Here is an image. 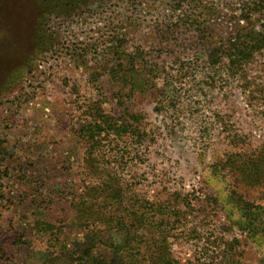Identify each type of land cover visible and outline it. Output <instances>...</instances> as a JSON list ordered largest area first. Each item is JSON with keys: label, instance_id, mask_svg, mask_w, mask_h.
<instances>
[{"label": "rangeland", "instance_id": "rangeland-1", "mask_svg": "<svg viewBox=\"0 0 264 264\" xmlns=\"http://www.w3.org/2000/svg\"><path fill=\"white\" fill-rule=\"evenodd\" d=\"M234 40L256 46L241 77ZM127 60L140 95L111 80ZM98 106L147 134L100 138L115 212L158 232L178 202L164 233L177 264H264V160L249 163L264 154V0H0V264H60L54 237L81 240L73 206L104 173L82 175L76 133Z\"/></svg>", "mask_w": 264, "mask_h": 264}, {"label": "trees", "instance_id": "trees-1", "mask_svg": "<svg viewBox=\"0 0 264 264\" xmlns=\"http://www.w3.org/2000/svg\"><path fill=\"white\" fill-rule=\"evenodd\" d=\"M176 8V6H172ZM251 34V33H250ZM228 49V64L231 67L234 76L243 74V65L247 58L256 51L255 43L243 45L232 41L230 42ZM216 55H210L205 61L210 63L211 67L217 61ZM132 62L127 60L126 62L119 61L115 64V70L112 72L111 80L118 88V95L124 94L128 88V95L132 96L136 93H143L144 87L141 82H134L135 79L131 75L133 72L127 70L126 67L132 66ZM117 69V70H116ZM154 69L149 70L153 72ZM151 88V87H150ZM152 89V88H151ZM142 90V91H141ZM145 90V89H144ZM122 97L119 98L118 103L122 105ZM168 109V108H167ZM95 112L89 115L84 123L79 126L77 135L79 134L83 138V145H85L83 160L82 175L90 176L96 174L97 171L104 173V179H99L96 186L86 185L82 189L75 208L73 223L77 227L83 228V235L81 240L75 241L74 239L64 238L61 239L59 244V236H55L57 245H62L63 252L58 253L60 264H177L172 257L171 245L167 241L169 236L168 230L170 226L175 224V220L170 221V217L178 218L182 215L181 210L178 208L179 203L175 201H166L167 207L165 214H162V221L165 222V228L155 232L151 230L147 233L145 230L140 229V226L144 225L145 221L141 215L137 216V213L133 212V217L129 214H122L113 210L112 201H116L121 198V188L118 186L117 180L110 176L106 170H96L99 165L97 156L100 149V138L102 135H109L112 133L118 138L128 135L132 139H136V142H141L142 139L147 137L145 131L141 130L139 125V117L132 116L134 125L128 124L125 117L114 118L108 114H104L100 110L99 106L95 107ZM173 111H176L173 108ZM178 110L175 112L177 113ZM141 116V115H139ZM257 157L251 158L249 161L251 167L257 169L259 164L264 160L263 155L258 153ZM247 171V170H243ZM259 172V170H253ZM98 197H102L104 201L110 203V207L106 206L104 212L99 211L94 200ZM231 197H236L234 194ZM176 197L175 200L179 199ZM242 199V198H238ZM238 199L236 201H238ZM240 201V200H239ZM97 205V204H96ZM246 204L240 201L237 202L238 211H242L245 215L250 214V210H246ZM178 208V209H177ZM176 209V210H174ZM134 221L136 230H132L131 226L127 225L129 220ZM152 220L147 222V226L152 224ZM102 221V230L97 229L95 221ZM52 228V226H48ZM91 227V228H90ZM93 227V228H92ZM56 228V227H55ZM164 233L167 235L165 236ZM67 245L69 248H67ZM233 246V245H231ZM230 244L228 247L231 249Z\"/></svg>", "mask_w": 264, "mask_h": 264}]
</instances>
